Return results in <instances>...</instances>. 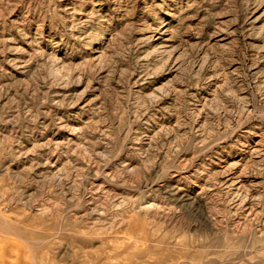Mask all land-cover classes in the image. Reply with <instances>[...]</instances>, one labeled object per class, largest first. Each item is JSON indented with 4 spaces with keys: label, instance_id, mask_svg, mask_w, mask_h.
<instances>
[{
    "label": "rangeland",
    "instance_id": "obj_1",
    "mask_svg": "<svg viewBox=\"0 0 264 264\" xmlns=\"http://www.w3.org/2000/svg\"><path fill=\"white\" fill-rule=\"evenodd\" d=\"M0 264H264V0H0Z\"/></svg>",
    "mask_w": 264,
    "mask_h": 264
}]
</instances>
